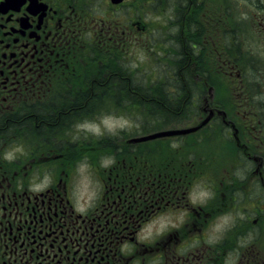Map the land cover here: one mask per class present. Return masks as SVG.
I'll use <instances>...</instances> for the list:
<instances>
[{"label":"flooded vegetation","instance_id":"1","mask_svg":"<svg viewBox=\"0 0 264 264\" xmlns=\"http://www.w3.org/2000/svg\"><path fill=\"white\" fill-rule=\"evenodd\" d=\"M157 2L0 0V264H264V61L252 66L251 99L241 77L236 120L201 108L185 85L202 77L189 46L239 45L228 31L239 27L257 29L264 46V0H162L172 17L160 45L175 46L172 75L188 90L169 87L187 92L183 107L198 102L196 124L203 110L212 117L192 133L132 143L158 126L150 109L165 108L130 95L140 92L134 49L161 38L147 18ZM234 9L247 14L233 21ZM101 109L142 132L81 133ZM174 115L157 130L196 119ZM214 129L237 147L229 165L198 149Z\"/></svg>","mask_w":264,"mask_h":264},{"label":"rangeland","instance_id":"2","mask_svg":"<svg viewBox=\"0 0 264 264\" xmlns=\"http://www.w3.org/2000/svg\"><path fill=\"white\" fill-rule=\"evenodd\" d=\"M157 5L158 6L155 5L154 7L150 6L148 8L147 18L150 27L149 32L152 31L151 33L154 34L155 39H157L158 36H161V38L157 42V45L158 49L165 54H160L158 56L157 54L152 55L148 51V48L145 49L142 46L136 47L134 49L133 58L136 64L135 66H132L130 76H132L131 82L136 83V87L139 88L138 90L140 92L137 94L131 92L130 95H133L132 100L138 99L137 101H139L140 99L143 100L144 97H147L148 101H152L155 103L163 102L165 108L158 109V107H154L153 109H150V120L159 121V126L165 121L169 123L173 119L171 118L170 113L173 112L178 113V115H174V117L176 118H196L185 122L181 127L192 126L197 123V111L199 110V105L197 102L196 108L183 107L182 104H184V101L191 102V100L185 99L187 92H182V89H179V92H177L176 88L169 87L174 85L178 87L180 84L183 85V88L185 90H188L186 86V88L184 87V82L178 83V80H175L172 75V73L177 70L176 66L178 65V61L176 60L177 56H171L174 52L175 46L165 44L160 45V42L170 43L169 40H164L163 38H166V36L168 35L167 23L170 21L169 17H172V15L167 16L165 12L163 13L164 5L162 4V0H158ZM239 11L240 9H234L233 12L228 15V17L231 20L236 21V17H238V15L241 16V14H247V12L245 11L241 10V13H239ZM171 27V33L169 34V36L173 37L172 35L175 32L176 27L174 25H172ZM230 30L233 31V37L239 43V45L233 43V45H229L228 48H226L227 45L219 46L218 43H216V45L218 46V49L224 47L225 51L229 50L230 52H233L232 54L223 53L221 52V50L220 52H212L214 49H216V46L211 47L208 44H197L194 45V48H189L191 46L186 45L189 46L186 49L189 52L188 58H190V68L195 71L196 75H202L203 80L205 81H203V87L201 80L198 79L199 76H196L195 78L187 77L185 79V85H188L190 87L191 96L202 95L204 90L203 102L201 101L200 104L201 108H204L206 106L205 104L207 103L205 102H209L212 108L224 110L227 114L226 118H232L236 120V113L238 111V106L236 104L241 100V95L237 93V89L234 86L236 84V80H231V77L228 78V75L224 73L226 65L223 64L222 60L227 58H234L237 61L242 62L243 59H245L246 61L252 62V64L254 63L255 65L256 60H260V62L264 61V46L262 44H255L253 41V37L258 33L257 29H241V27H239L228 29L229 32ZM260 36L263 37L262 35ZM224 43H228V41H225ZM147 46L150 47L151 44L149 43ZM116 70L117 73L121 71V69ZM252 72L253 69L245 72V77H250V81L253 80L251 76ZM205 82L208 83L207 86L205 85ZM164 87H166V92L163 91ZM209 87H211L210 93H206V91L208 92ZM207 96H209L210 98H208ZM251 98L252 93H249V99ZM177 102H179L178 104L180 110L175 111L174 108L177 106ZM192 106L193 104L190 103V107ZM116 112L113 113L112 116H109L106 111H103V109H101L100 118L98 119L95 117V115L97 114V111H95L89 118L84 119V123L79 124L78 128L81 130V133H87L86 130H89L88 133H91V131L98 133H109L108 135L111 136L117 135L119 133H124V131L130 132L131 129L132 133L135 134H139L141 132L139 131V121H137L136 123L132 121L131 125H129L118 118ZM207 114L208 113L203 110L202 114L199 117L205 119ZM94 117V122H88ZM137 118L139 119L140 117L137 116ZM202 119L200 120L204 121ZM150 124L153 125L151 121ZM213 125H215L214 127L220 128L223 124L215 122L213 123ZM82 128H84L85 130ZM221 133L222 132H220L218 129H214L212 132H207L209 136L200 139L198 143V149L200 151H207L211 155L212 166H222L225 164L229 165L230 156L234 160L233 152L234 148L237 149V147L235 145L233 146L231 142L229 144L226 143L220 136ZM118 144H121V141L116 143L117 147ZM119 148L121 149L123 147ZM12 153H10L9 156H11ZM245 188L247 187L245 186ZM236 197H239V195H237ZM238 200L241 203V197ZM227 201H229L227 202V204H229L232 199H227ZM249 202H251V200Z\"/></svg>","mask_w":264,"mask_h":264},{"label":"water","instance_id":"3","mask_svg":"<svg viewBox=\"0 0 264 264\" xmlns=\"http://www.w3.org/2000/svg\"><path fill=\"white\" fill-rule=\"evenodd\" d=\"M184 130H168V131H162V132H157V133H154V134H151V135H148V136H145V137H142V138H139V139H148V138H153V137H156V136H159V135H167V134H173V133H180V132H184ZM186 131H188V129H186Z\"/></svg>","mask_w":264,"mask_h":264},{"label":"clouds","instance_id":"4","mask_svg":"<svg viewBox=\"0 0 264 264\" xmlns=\"http://www.w3.org/2000/svg\"><path fill=\"white\" fill-rule=\"evenodd\" d=\"M5 158H6V159H10V157H9V156H6Z\"/></svg>","mask_w":264,"mask_h":264},{"label":"trees","instance_id":"5","mask_svg":"<svg viewBox=\"0 0 264 264\" xmlns=\"http://www.w3.org/2000/svg\"><path fill=\"white\" fill-rule=\"evenodd\" d=\"M187 68V67H186ZM161 95V94H160Z\"/></svg>","mask_w":264,"mask_h":264}]
</instances>
